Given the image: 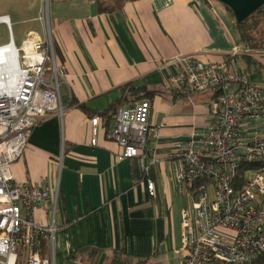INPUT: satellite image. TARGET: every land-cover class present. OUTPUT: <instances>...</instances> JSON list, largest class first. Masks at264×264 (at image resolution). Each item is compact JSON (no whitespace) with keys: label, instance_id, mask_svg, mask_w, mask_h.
<instances>
[{"label":"crops","instance_id":"0c3cea01","mask_svg":"<svg viewBox=\"0 0 264 264\" xmlns=\"http://www.w3.org/2000/svg\"><path fill=\"white\" fill-rule=\"evenodd\" d=\"M37 1L28 37L43 39L44 0ZM48 3L57 61L66 80L65 108L33 127L22 156L11 165L18 182L50 191L59 187V228L52 241L45 240V257L52 264H121L123 254L126 264H182L184 195L176 191L169 153L176 140L199 133L208 123L212 95L175 94L167 83L172 71L168 62L178 55L205 62L231 57L234 67L245 70L247 49L235 16L218 0H136L114 12H100L94 0ZM4 15L17 45L11 15ZM261 56L255 58L262 66L250 68L249 75L264 86ZM128 84L158 91L150 99L146 170L135 159L121 157L117 143L107 137L113 115L107 121L99 116L98 144L91 143V118L114 103L111 113L129 105L120 101ZM258 123L264 130V116ZM149 180L155 196L148 191ZM47 208L34 210L43 225L51 222Z\"/></svg>","mask_w":264,"mask_h":264},{"label":"built area","instance_id":"2783aa9c","mask_svg":"<svg viewBox=\"0 0 264 264\" xmlns=\"http://www.w3.org/2000/svg\"><path fill=\"white\" fill-rule=\"evenodd\" d=\"M49 0L40 19L45 37H26L15 44L10 19L9 41L0 45V264H52L38 252L59 228L58 185L50 191L34 183L18 182L11 165L28 143L33 127L47 114H62V86L66 82L55 53ZM168 64L169 88L185 97L196 92L212 95L208 123L199 133L176 140L170 150L176 191L185 196L182 208V264H241L264 251V86L244 70L227 62H205L178 55ZM50 77L47 79L46 73ZM151 102L136 100L120 105L107 137L120 156L135 159L146 170ZM93 145L98 144L101 119L91 118ZM262 163L237 177L240 162ZM151 196L156 189L147 183ZM48 206V225L34 217L37 207Z\"/></svg>","mask_w":264,"mask_h":264},{"label":"trees","instance_id":"16d2710c","mask_svg":"<svg viewBox=\"0 0 264 264\" xmlns=\"http://www.w3.org/2000/svg\"><path fill=\"white\" fill-rule=\"evenodd\" d=\"M97 4L98 10L100 12H114L122 9L125 3L132 2L136 0H94ZM229 8V7H228ZM232 12V10L229 8ZM234 15V13L232 12ZM236 27L238 30L240 41L246 46L247 54L244 55L245 61L247 63V68L244 70L246 73L250 74V68L259 69L262 66V63L259 62L255 55L260 53L261 57H264V5L252 13L247 19L242 22L236 21ZM56 53V51H55ZM57 57V53H56ZM231 61V57H229ZM126 92V95L122 97L121 100L127 102H134L141 99H151L158 92L155 89H150L147 85L140 87H135L132 84H128L123 90ZM117 103L111 105L110 109L104 110L98 113V116H103L106 121L114 114L111 113L112 108L116 106ZM262 166V163L256 162H240L239 169L237 171V177L242 179L246 171L249 169H256ZM96 250H92L95 252ZM38 252L42 257H45L47 254V247L45 245V240L41 244ZM121 257V264H126V257ZM241 264H264V251L253 256L249 261Z\"/></svg>","mask_w":264,"mask_h":264},{"label":"rangeland","instance_id":"374dc122","mask_svg":"<svg viewBox=\"0 0 264 264\" xmlns=\"http://www.w3.org/2000/svg\"><path fill=\"white\" fill-rule=\"evenodd\" d=\"M46 4V0H44ZM37 0H0V15L6 13L11 15L12 18V28L17 45L22 44L23 40L28 37V31L32 25L36 22L33 17L36 16L37 10ZM21 19L26 20V22L20 21ZM8 41V32L5 25L0 24V44L6 43ZM47 79L50 77L49 72L45 76ZM182 203L187 205V201L182 197ZM177 201V200H176ZM174 205H177V202ZM176 222L180 220V214H176Z\"/></svg>","mask_w":264,"mask_h":264},{"label":"water","instance_id":"95a60500","mask_svg":"<svg viewBox=\"0 0 264 264\" xmlns=\"http://www.w3.org/2000/svg\"><path fill=\"white\" fill-rule=\"evenodd\" d=\"M234 13L237 22L247 19L252 13L264 5V0H218Z\"/></svg>","mask_w":264,"mask_h":264}]
</instances>
